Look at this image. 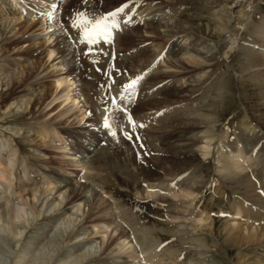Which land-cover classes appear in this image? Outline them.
I'll list each match as a JSON object with an SVG mask.
<instances>
[{
    "label": "rangeland",
    "instance_id": "obj_1",
    "mask_svg": "<svg viewBox=\"0 0 264 264\" xmlns=\"http://www.w3.org/2000/svg\"><path fill=\"white\" fill-rule=\"evenodd\" d=\"M119 1L114 0L113 4H117ZM163 1L160 5L155 3L156 5L153 6L144 4L143 0H137L133 3H128L130 1L122 3V5L127 4L128 7L116 18L120 26L118 29H113L111 42L105 43L101 41L97 45H88L93 48V51L88 55H85L88 48L80 52L82 54L79 56V66L84 71V75H92L96 90L95 97L99 102L96 101L97 107L94 109L96 112L90 109L87 111L90 116H94V122H97V125H90L89 127L91 128L83 132L85 136L88 134L87 137L89 139L96 140L97 137L92 131L97 132L103 129V131L105 130L103 133L106 138L112 140H110L112 144L103 150L104 152L106 151L108 165L102 171V178L106 182L105 188L111 192L105 193L99 187H96L99 195L93 200L91 188L85 190L84 192L90 201L95 203L92 209H89L84 202L79 201L68 205L72 211L79 207V211L77 210L79 217L76 221L78 223L71 227L74 228L72 231L85 232L86 236H89L87 240H95V244L99 245L96 256L112 260L122 257V260H125H123L125 264H134L137 260L134 259L136 254L141 256L138 264H168V259L158 261L163 254V256L170 254L171 259H175L177 264H260L255 257L249 258L250 255H248V260L245 262L247 258L244 260L241 256L246 254V249L248 248H251L259 256H264V240L260 239L251 244L241 245L234 242L230 236L232 231L229 229V225L237 222L239 223L237 225L245 227L251 225V230L257 229L259 232V220L254 222L252 217H244L241 214L235 221H232L235 217L229 213L232 201L242 199V201L248 203L249 207L252 205L253 208H257V212H259L257 213L259 216L257 218L264 216V0H182L180 3L169 0ZM6 2L2 0L0 3V10L2 5L4 8L3 15L0 16V24L2 22H12L9 28L12 27L14 29L6 34L0 33V47L6 42L20 43L7 46L9 52L7 51L3 55L1 63L7 64L8 61L12 63L10 71L13 72V80L18 81L23 68L38 66L40 71L51 66L49 61H47L46 54L48 49L45 48L44 38L31 40L30 36L40 33L39 20L42 18L41 13L46 11L50 14L52 10L46 9L45 7H48L46 3L40 2L39 6L42 4L40 6V14H34L33 11L37 8L32 11L34 5L31 3L26 4L25 0H6ZM102 2V0H60L57 3V12L65 14L66 17L64 21H60V19H54L53 16V20L57 24L63 25L67 39L76 46L78 42L75 41L80 38V30L72 28L71 23L76 18L77 12H84L89 17H99L121 6L120 4L104 12L106 5H103ZM168 3H172L170 4L172 6L165 9L168 14H162L158 7H166L164 5ZM142 4L144 5L142 6ZM153 12L156 13L153 18L159 19L160 22L166 23L167 21L173 26L176 24V27L181 26V29L183 27L186 30L184 31V36L177 38V47H184L190 41L197 40V42L194 41L193 48L178 53L176 56L166 55L163 50V42L166 37H164V31L163 33L161 32L163 28H159L156 30L157 33L150 35L145 32L146 24H144V18L147 19L145 16ZM184 14H188L187 21L180 19L184 17ZM228 14L231 15L230 18L227 17ZM211 18L218 19L221 24H225L224 30L216 28L214 22L210 20ZM30 20L33 22H30ZM126 21L130 22L126 23ZM27 25L30 27H27ZM54 26L52 25L51 29ZM134 26H138V28L136 29ZM47 28L50 30V27ZM185 38L187 41H185ZM202 39L210 47L214 45L217 48H213V56H210L212 53H206L209 59L203 61L201 66L196 63L202 61L196 51H206L205 45L201 44ZM190 46L191 44L188 48ZM177 47L175 46L174 48L177 49ZM22 52L25 54L26 59L24 60L17 55ZM261 53L263 54V60L259 58ZM179 59L184 62V65L177 61ZM195 59L199 60L196 61ZM194 61H196V65L193 63ZM185 66L187 68H184ZM98 69L100 70L98 71ZM48 71L50 74L52 73L51 68ZM113 71H117L116 78L113 77ZM138 76L142 77V79L136 85L134 91H124L123 85ZM115 79H117V82ZM113 81L118 86L120 85L119 87H122L121 91L118 92L120 94L116 98L113 96L111 88L112 85H115ZM53 82L48 79L45 85L50 92H53L54 89L52 87L56 84V82ZM182 86L183 88H181ZM179 88L180 90L182 89V95L178 94L177 96L175 91ZM5 91L6 88L0 86V93H5ZM110 96L112 101H115V104H119L121 108H127L128 113L131 114L136 122V133L134 131L131 134L129 130L133 129V127L126 118L114 115L118 110L115 104L109 101ZM13 97L15 98L16 96ZM70 105V102L61 103L57 101L50 107L54 106V111L56 112L64 106ZM73 107L76 110L75 106ZM34 115L20 112L19 110L0 114V142L4 139V141L6 140L5 146L7 145L4 150L5 153L3 152L4 154L1 156L3 159L1 157L0 159L5 164L7 163L6 158L15 157L13 159L16 161L15 175L17 177L13 183L0 181V194L2 198L4 197L1 201L5 205L7 204L6 207L16 203L23 204L29 209L32 204L40 206L46 199V202H50L56 209L57 206H64L68 192L67 190H61V193L58 194L55 186L53 194L46 193L45 195L47 180L54 181L53 178L49 177V179L47 177L46 172L54 169L60 174L67 175L78 187L85 180L84 171L73 165L75 156L71 155V153H75L76 150L69 147L72 144L71 137L76 134L74 133L77 130L76 127L81 124L80 117H77L75 113L72 117L73 119H71L73 120L71 126L69 124L71 120L65 123L66 126L68 124L71 130L64 134L66 139L69 138L66 140L68 148L64 150L54 147L48 137H44L39 133L42 123L50 122L51 124L48 127L51 128H49L50 130L48 129L46 134L51 136L53 130L57 127V125L55 126L52 123H57L59 118L53 120L51 115L39 119L35 118ZM104 115L113 117L111 123L116 131L115 137L109 135V130L102 126ZM247 117L253 122L257 131L244 128L243 122ZM173 122L178 124H172ZM141 124L144 127H140ZM198 126L199 129L205 128L212 134L214 133L211 140L210 155L207 158L204 157V160L199 152L195 156L197 159L198 157L202 159L204 166L196 164L197 160L188 162L189 164L177 172V176L175 175L176 179H173L175 176L166 177L165 179L177 181L175 185L173 184L176 187L182 185L183 183H180L182 181L188 186L191 185L190 187L194 188L197 195L195 206L198 209H204L210 216V219L207 220L208 222L206 221L201 229L193 230L189 220L180 219V223H171V220H168L165 216L169 211L170 213L172 211L183 212L176 200H174L175 202L171 201L169 196H165L167 199L162 202L160 200L161 194L156 197L147 196L145 193V190L147 191L146 183H138L140 186H136L129 182V185H126L123 177L118 174V169H124L125 166V168H128L126 169L128 173L134 168L135 158H133L132 152L138 157L141 153L146 156L155 154L157 157L159 156L160 161H163L165 155L163 153V145L176 142L179 139L175 132L181 131V128L191 130ZM124 132L130 133L132 138L128 139ZM79 134L81 135L82 132H79ZM186 136L188 139L190 138L189 141L198 139V134L195 135V132L193 135L189 133ZM199 140L203 141L204 139ZM135 143L141 145L139 149L137 148L138 150L133 149ZM147 146L152 147L148 152ZM237 146H240L244 152V154L238 156V160L241 163L245 160V155L251 154L252 160L248 162L249 168L244 169V174H248V177L250 176L249 178L254 182L256 192H258V196L255 195L253 196L254 198L251 196L245 198L246 194L243 192L245 185L241 178V173L243 172L235 169L224 170L221 164H217V157L221 150L228 154L229 148H236ZM76 158L78 159L77 156ZM157 165L158 163L154 165L149 163V165L143 164V167L137 166L134 169V173L144 172L156 177L159 172L155 168ZM193 182H195L194 185ZM54 183V185H59L55 181ZM139 188L141 191H138ZM33 192H37L38 201L34 197ZM56 196L59 201L58 205L53 202ZM255 198L256 200L254 201ZM115 202L118 205L120 204L119 209H121V212H125L129 219L135 222L138 221L139 227L147 228L150 224H154L150 228V236L154 237L157 242L156 247H158L157 249L155 247L157 254L154 263H146L143 260V255L138 250L139 244L135 239H131L133 238L132 236L126 239L120 238L118 230L116 231L115 228L117 224H122V221H116L118 218L112 223L105 222L106 224H101L99 222L98 218L101 217L114 218L113 213L118 212L115 209ZM158 204L161 205L159 206ZM156 208L160 209V216L155 213ZM163 218L165 219L164 221H162ZM262 218L260 221L264 220V217ZM45 221L42 220L38 223L36 220L32 221L29 224L30 226L28 225L27 227V235L40 232L38 228L42 227ZM1 226L0 224V232L2 231L0 242L3 239L10 238L9 232ZM44 236L42 235L37 240V242L39 241L37 243L39 247H42V244L47 240L44 239ZM162 251L164 252L162 253ZM43 253L44 251L42 254H37L36 257L38 259L41 258ZM4 258V255L0 253V263H5Z\"/></svg>",
    "mask_w": 264,
    "mask_h": 264
},
{
    "label": "bare ground",
    "instance_id": "obj_2",
    "mask_svg": "<svg viewBox=\"0 0 264 264\" xmlns=\"http://www.w3.org/2000/svg\"><path fill=\"white\" fill-rule=\"evenodd\" d=\"M22 1H24V0H22ZM59 1L60 0H25L26 4L31 3L32 5H34V7H32V11L34 8H37L36 10L33 11L34 14L35 13L40 14V9H41L40 6L42 5L41 4L39 6L40 2L43 4L46 3V6H48V7H45V8L52 10L50 14H49V12H46V11H45L46 13L45 12L41 13L42 18L39 20V22H40V24H39L40 25V28H39L40 33H38V34L36 33V34L30 36L31 40L44 38V42L46 43L45 48L48 49L47 54H46L47 61H49V64H51V66L48 67L49 69L51 68V72H52L51 74L48 71L49 70L48 68H43L42 70L39 71L38 66L33 67V68L31 66H28L27 68L22 69V72H21L22 74L19 76L18 81L17 80L14 81L13 80V72L10 71V65L12 63L8 61L7 64H2L1 58L8 51L7 46H9L10 44L18 45L20 42H17V43H14L13 41H11L9 43L6 42V43H4V45L2 47H0V86L6 88L5 93H0V114L6 113V112L7 113H11V112H15V111L17 112L19 110L20 112H26L27 114H33L34 115V113H36V115H34V116H35V118H39V119H42L43 117L51 116V115H52L51 118H53V120L56 118L57 119L59 118V121L57 123L55 122L56 124L52 123L55 126L57 125V127H55V129L53 128L54 130L52 129L53 133L51 136H49V134L48 135L46 134L48 129L51 128V127H48L51 124L48 119L47 120L49 123L45 124V122H43L41 125L42 127L41 126H40L41 128L39 127L40 128L39 133L41 135H43L44 137H48L51 144L54 147H56L58 149L66 150L68 148L66 140H68L69 138L66 139L64 134L66 132L70 131L71 128L68 126V124L66 126L65 123L69 122L71 119H73L72 117L76 113L77 117L78 116L80 117L79 120H80L81 124H79V126L76 127L77 130L74 133L77 134V137H76V134L74 135V137H71L70 140H71L72 144H70L71 146H69V147H72L74 150H76L75 153H73V154L71 153V155L75 156V158L73 159V165L76 166L77 168H80L82 171H84V173H85L84 179L85 180L78 187V185L76 184L77 185L76 186L75 183H73V181L71 180V178L67 175L60 174L59 172H57L54 169H52V170L50 169V171L46 172L47 177L48 178L51 177V179L53 178L54 181L57 182L59 185L58 186L54 185L55 184L54 181L47 180V187H46V191L44 192L45 195H46V193L47 194L52 193L55 190V186L57 187L56 192H58V194L61 193V190H67V192H68V197L66 199V203L64 204V206H62V207L57 206L56 209H54V207L50 204V202L49 203L46 202L47 201L46 199L45 200L43 199L45 202L42 203L40 206H37L36 204H32L29 209L27 207H25L23 204H16V203H13L12 205L8 204L9 206L6 207L7 204L5 205L1 201V200H3L4 197L2 198L1 197L2 195L0 194V224L3 226L4 229H6L9 232L8 234H10V238L3 239L0 242V253H2L5 257L4 258V262H5L4 264H121V263H124L123 262L124 259L122 260V257L118 258V259L115 258V260H112L109 258L103 259L99 256H96V252L98 250L99 245L97 246L95 244V240H92V241L87 240L89 236L88 235L86 236L85 232L80 231L81 233H78L79 231H77V230L72 231V229H74V228H71L74 225H77L75 223H78L76 221L79 217V215L77 213V210L79 211V207H78V209L72 211L68 205L79 201V202H84V204L87 205L89 209H92V208H94L93 206L95 203H93L94 201L93 202L90 201V199L87 197V195L84 192L85 190L91 188V191L93 192L92 193L93 198L92 197L91 198L93 200H95L97 198V196L99 195V191L96 187H99L105 193L111 192L110 190L105 188L106 182L102 178V171H103L104 167L108 165L107 164L108 163V157L105 154L106 151L104 152L103 150H105L112 143H110L111 139H107L106 135H104L103 132H105V130L103 131V129H101L97 132L94 130L92 131V132H94V135L97 137L96 140L89 139V137H87L88 134H86V136H85V134L83 132L84 130H88L89 128H91V127H89L90 125L91 126L97 125V122L96 123L94 122V116H90L89 115L90 113L89 114L87 113V111H89V109L95 111L94 109H96V107H97L96 103L98 101L95 97V94H96L95 83H94L92 75L91 76H89L88 74L84 75L85 74L84 71L79 66V56L82 54L80 52L84 51L85 49L89 48L90 46L81 43L80 38H78L79 40L76 39L75 42H78L76 44V46L73 45V43H71L69 41V39H67V36L65 33L66 31L64 30L63 25L61 26V25L57 24V22H54L53 16H54V19L57 18V19H60V21H64V19L66 17L65 14L57 12V3H59ZM102 1H103L102 2L103 5H106L105 6L106 10L104 12H107V11L115 8L116 6H118L120 4L122 5V3H126V1H130L128 3H133L137 0H120L117 4H113L114 0H102ZM143 1H144V4H148V6H149V4L151 6H153V5H156L157 3H159V5H160V3L164 2L163 0H143ZM165 1H168V0H165ZM169 1H175V2L180 3V1H182V0H169ZM1 2H2V0H1ZM5 2H6V0H5ZM144 4H142V6ZM170 4H172V3H168V4L164 5L166 7H161V8L158 7V10L162 11V14H168L165 9L172 6ZM14 6H15V4H14ZM1 8L2 9L0 10V16L3 15V9H4L3 5ZM154 15H156V13L153 12V13H150V14L145 16V17H147V19L144 18V24H146L145 32L149 33V35H150L153 33H157L156 30H158L159 28H163V30L161 32L163 33V31H164V37H166L165 41L163 42V48H164L163 50H164L166 55L169 54L172 56H176L178 53H181L183 51H186V50L193 48V45L195 44V42H197V40H193L192 42L190 41L184 47L183 46L177 47V38L180 36H184L185 35L184 31H186V30L183 29V27L181 29L180 28L181 26L176 27V24H175V26H173L171 23H168L167 21H166V23H162L159 21V19H156L155 17L153 18ZM230 16L231 15L228 14L227 17L230 18ZM180 19L181 20L184 19L187 21L188 14L187 15L184 14V17L180 18ZM210 20L214 22V25L216 28H218V29L221 28L222 31L226 27V25L224 24L225 25L224 26L223 24H221V22H219L218 19L211 18ZM220 20H221V17H220ZM30 22H33V21L30 20ZM11 23L12 22H10V23L2 22L0 24V33L6 34L9 32H12L14 28H12V27L9 28V25ZM29 25H30V23H29ZM29 25H27V27ZM52 25H55V26L51 29ZM177 26H179V25H177ZM47 27H50L49 28L50 30H48ZM134 27L136 29L138 28V26H134ZM72 36H74V35H72ZM150 39H152V38H150ZM145 40H146V38H145ZM185 41H187L186 38H185ZM24 42H27V41H24ZM190 44H191V46H190V48H188V46ZM201 44L203 46L205 45L204 47L206 48V51L205 52L196 51L197 55H199V58H201V60H202V61H198L199 59H197V60L195 59L198 62L194 61L193 63L195 64V62H196L198 65H201V63L203 61H206L207 59H209L207 57L208 53H212V54H210V56L211 55L213 56L214 54H213L212 50H214L213 48H217L214 45H211V47H210V45L208 43H206L205 41H203V39L201 41ZM175 46L177 47V49L174 48ZM160 52H162V51H160ZM194 53H195V51H194ZM17 55L19 57H21L23 60L26 59L25 54L23 52L21 54H17ZM197 55H195V56L197 57ZM258 56H260V55L258 54ZM259 58L260 59L263 58L262 53H261V56ZM177 61L181 65H184V62L181 59H179ZM177 61H172V62H177ZM148 62H149V60H148ZM40 65H42V64H40ZM188 65H189V62H188ZM115 66H117V65H115ZM184 68H187V67L185 66ZM184 70H186V69H184ZM116 72L117 71L112 72L113 77H115ZM48 79H51V81L56 82V84H54L52 87L54 89L53 92H50V90L47 87H45L46 83L48 82ZM115 80L117 82V79H115ZM116 82H115V85L111 86L112 93H113V96L115 98L118 96V94H120L118 92L121 91V88H122V87H119L120 85L118 86V84H116ZM181 88H183V86ZM175 92L177 93V96H178V94L182 93V89L180 90V88H179ZM13 96H16V97L14 98ZM181 97H183V96H181ZM98 98H100V97H98ZM109 98H110V100H109ZM109 98H108V100L113 102L111 99V96ZM57 101H59L61 103L70 102L71 105L67 106V107L64 106L62 109L57 110L55 112L54 111L55 107L54 106L50 107V106L53 105V103L57 102ZM73 106H75L76 110H74ZM98 108H99V106H98ZM25 116H27V115H25ZM31 118H32V116H31ZM2 121H4V120H2ZM72 121L73 120H71L69 122L70 126H71ZM175 123L173 122L172 124H175ZM176 124H178V123H176ZM243 125H244L245 129H248V130L252 129V130L257 131L255 129V125L253 124V122H251V120L248 117L244 120ZM203 129L202 128L199 129V126H198V127H194V129H191V130H186V129L184 130L181 128V131L180 130L176 131L175 133L179 136V139L178 140L176 139L177 140L176 142H173L174 141L173 140L172 141L173 143L165 144V145H163V147L161 146L163 148V153L165 154L163 161H160L158 158L159 156L157 157V155H155V154L154 155L149 154L150 156H146V155L141 153V155L138 157V156H136L135 153L132 152L133 158H135L134 159L135 160L134 168H132L131 171H128V173L126 170L128 168H125V166H124V169H120V168L118 169V171H119L118 174L121 175V177H123L124 183L126 185H129V182H131L132 185H136V186H140L139 184L146 183L147 191L145 190V193L147 196L150 195L151 197H156L157 195L161 194L160 200L162 202L165 201L164 199H167V197H165V196H169V199L171 201L176 200L177 204H179L181 206L179 208H182V211H183V212H179V213H181V214L183 213V214L181 215V214L174 212V211H172L170 213V211L167 210L169 212L165 216L168 218V220L169 219L171 220V223H175V222L180 223L179 222L180 219H187L190 221L193 230L201 229L202 226L204 225V223L208 219H210V216L207 214V212L204 209H198L195 206V200H197V195H196L194 188L190 187L191 186L190 184H189L190 186H188L182 181L180 183H183V184L180 185V183L178 182L180 186L176 187L174 185H175V183H177V181H174V180L168 181L165 179H166V177L175 176L177 174V172L181 171L187 164H189L188 162H194L195 160H197L196 164H198L200 166H204V162L202 161V159L204 157L207 158V156L210 155L211 144H212L211 140L213 139L214 133L212 134L208 130H205V128H203ZM123 130H124V128H123ZM127 131H128V129H127ZM129 131L132 134L135 131V129L131 128ZM79 132H82V134H84V135H82V134L80 135ZM194 132H195V135L198 134V137H197L198 139L189 141L190 138L188 139L186 135L189 133H192V135H193ZM135 133H136V131H135ZM175 133H173V134H175ZM94 135L92 134V136H94ZM161 135H163V134H161ZM165 135H167V134H165ZM189 137H190V135H189ZM174 138H176V137H174ZM199 139H204V140L201 141ZM2 140H1L2 142H0V157L5 153L4 150L7 146V145L5 146L6 140L5 141H4V139H2ZM78 145H80V146H78ZM140 146H141L140 144L135 143V147L133 146V149L135 148L136 150H138L140 148ZM151 146L146 147V149L148 148L147 152L152 149ZM154 146L157 147L156 145H154ZM155 147H154V149H156ZM131 149H129V150L132 151ZM222 151H224V150H221V152L218 154V157H217L218 163L217 164H219V165L221 164V167L224 168V170L225 169H232V170L235 169V170H239V172H243V173H241V178H242V181L244 182V185H245L243 188V192L246 194L245 198H248V196L249 197L250 196L253 197L255 195L258 196V194H257L258 192H256L254 182L252 181V179L249 178L250 176L248 177V174H246V173L244 174V169H246L249 166L248 162L252 160L251 154L245 155L246 157L245 158L243 157L245 160H243V163H241V161L238 160V156H241L242 154H244V152L240 146H237L236 148H229L228 154H225ZM150 152H152V151H150ZM198 152L200 153L202 159L199 157L197 159L195 157ZM76 156L78 157V159L76 158ZM13 157H8V158L4 157L7 159L6 160L7 163H5V164H3V162L0 159V181L1 182L2 181L3 182L9 181V182L13 183L15 181V179H17V177L15 175V169H16L15 168V162L16 161L13 159ZM149 163L151 165L158 163V165L155 166V168H157L159 170L156 177L145 174L144 172L134 173V169L137 168V166L143 167V164L149 165ZM176 176L173 179H176ZM173 181H174V183H173ZM189 182H190V180H189ZM194 183L195 182H193V185H194ZM7 184H9V183H7ZM260 188H259V192L261 191ZM195 189H196V187H195ZM138 191H141L140 188ZM36 193L33 192L34 197H36ZM259 197H257V198H259ZM62 198H64V197H62ZM238 198H240V197H238ZM38 200H39V198H37V201ZM255 200H256V198L254 199V201ZM53 202L57 203V205H58L59 201L57 199V196L54 198ZM115 204H116L115 209H117L118 212L113 213L114 218L112 219V218L101 217V218H98L99 222H101V224L105 223V222L106 223H112L115 221V219L118 218L116 221L117 222L122 221V224H117L115 226V228H116V231L118 230V235L120 236V238L126 239L127 237L132 236L133 238H131V239H133V240L135 239L137 241V243L139 244L138 250H139V253H141V255H143L142 256L143 260L146 263L147 262L154 263L155 262L154 259H155V256L157 254V252H156L157 250H155L157 242L155 241L154 237L150 236V232H151L150 228H152L154 224L153 225L150 224V226L147 225V226H149L147 228L146 227H142V228L139 227L138 221L135 222V221H132L131 219H129L128 215L123 211L121 212V209H119L120 204L118 205L117 202H115ZM158 205L160 206L161 204H158ZM54 206H56V205H54ZM74 206H75V204H74ZM261 210H263V209H261ZM160 212H161L160 209H157L155 213L158 216H160L159 215ZM257 213H259V212H257V208H253L252 205H251V207H249L248 203L242 201V199H236L235 201H232L231 211L229 213L230 215L232 214L235 217L234 220H232V221H235V219L242 214V216H244V217L245 216L246 217H248V216L252 217L254 219V222H255V220H257V221L259 220L258 223L260 225V230L258 232L257 229L251 230L252 229L251 225L248 227L247 226L245 227V226L237 225V224H239L237 222H233V225H229V229L232 231L230 233V236L232 237L234 242L239 243L241 245H246V244H251L253 242H257L260 239L264 240V238H262V237H264V220L260 221L261 218L264 216L257 218V216H258ZM242 216H241V218H242ZM153 217H154V215H153ZM161 217H162V215H161ZM163 217H164V215H163ZM93 218H95V217H93ZM96 219H97V217H96ZM158 219H160V218H158ZM249 219H251V218H249ZM34 220H36L37 223L39 221H42V220L43 221L46 220V221L42 227L38 228V230H40V232H34L33 234L27 235V233H28L27 227ZM93 220H95V219H93ZM164 220L165 219L163 218L162 221H164ZM117 227H119V229H117ZM36 231H37V229H36ZM1 232H0V234H1ZM42 235L43 236L45 235L44 239H47V240H45V242L42 244V247H39V244H37L39 241L37 242V240L40 239V237ZM96 243H98V242H96ZM98 244H100V243H98ZM108 246H109V244H108ZM157 248L158 247H156V249ZM43 251H44L43 256L38 259V257H36L37 254H42ZM164 251L166 252V250H164ZM164 251H162V253ZM135 254H136V252H135ZM128 255H130V254H128ZM163 255H161L162 257L158 261H161L163 259H168V261H169L168 264H177L175 259L174 260L171 259L170 254H167L166 256H163ZM248 255H250L249 258L255 257V258H257L256 259L257 262H259L260 264H264V256H259L258 254L254 253L251 248L246 249V254L242 255L241 258L244 260L247 258L245 261V262H247ZM134 256H136L134 259H137L134 264H136V262H137V264L140 263L139 259L141 256L139 254H136ZM0 264H2V262ZM250 264H253V263H250Z\"/></svg>",
    "mask_w": 264,
    "mask_h": 264
},
{
    "label": "snow or ice",
    "instance_id": "obj_3",
    "mask_svg": "<svg viewBox=\"0 0 264 264\" xmlns=\"http://www.w3.org/2000/svg\"><path fill=\"white\" fill-rule=\"evenodd\" d=\"M127 7V4H123L120 7L116 8L114 11H109L99 17H89L84 12H77L76 18L73 19L71 23V27L80 30L81 43H84L86 45H97L101 43V41L110 43L113 37V29H118L120 26L119 21L116 18L120 13L124 12L125 8ZM127 22L130 21H126V23ZM92 51L93 48L89 47L85 55L90 54ZM99 70L100 69H98V71ZM141 79L142 77L138 76L135 79L131 80L129 83L123 85L124 91H134L136 85ZM113 83H115V81H113ZM113 103L115 104V101H113ZM115 107L118 112L114 115H118L121 118H126L133 129H135L136 122L133 120L131 114L128 113L127 108H121L119 104H115ZM112 118L113 117L109 115H104L102 126L109 130V135L115 137L116 131L113 129V124L111 123ZM140 127H144V125L141 124ZM124 135L128 139L132 138L131 134L128 132H124ZM161 247H163V245H161Z\"/></svg>",
    "mask_w": 264,
    "mask_h": 264
}]
</instances>
